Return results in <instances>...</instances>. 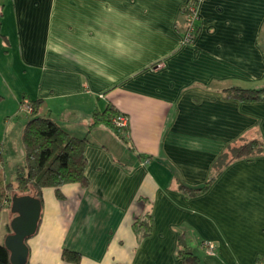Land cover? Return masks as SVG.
Here are the masks:
<instances>
[{
  "label": "crops",
  "instance_id": "1",
  "mask_svg": "<svg viewBox=\"0 0 264 264\" xmlns=\"http://www.w3.org/2000/svg\"><path fill=\"white\" fill-rule=\"evenodd\" d=\"M187 1L0 0L6 182L16 177L7 164L25 162L24 102L41 99L39 115L88 140L89 184H64L62 199L43 189L29 264H183L180 233L202 264H264V99L228 90L264 88V0H201L184 43ZM109 106L128 116L125 138L93 123ZM252 139L260 153L229 161L203 191L187 189L216 175L230 145ZM13 217L0 210L2 244ZM64 248L80 260L65 261Z\"/></svg>",
  "mask_w": 264,
  "mask_h": 264
},
{
  "label": "trees",
  "instance_id": "2",
  "mask_svg": "<svg viewBox=\"0 0 264 264\" xmlns=\"http://www.w3.org/2000/svg\"><path fill=\"white\" fill-rule=\"evenodd\" d=\"M228 90L231 95L244 100L264 99V88L232 86ZM41 101V99L30 100L29 105L32 112L25 110L32 117L24 126L21 135L25 162L18 166L15 180L6 182L5 174L0 171V210L6 206L10 207L11 197L14 193L32 194L41 200L43 206V189L45 187H53L57 197L62 199L64 194L61 187L64 184L78 182L84 187L89 184L86 176L87 160L85 155L87 137H77L52 118L39 115ZM114 115H116V110L109 106L100 115L95 113L93 123L105 121L116 128L120 137L125 138L119 132L122 128L116 127L112 122ZM261 149L262 143L257 139L230 145L215 164L216 175L212 176L206 184L187 189L190 191L205 190L229 161L260 153ZM229 152L232 153L231 156H228ZM144 224L142 221L139 223L136 221V231L140 232L138 226L141 227ZM148 232L149 227L145 226L142 233L147 234ZM80 257L81 254L75 250L64 249L62 253V258L68 262H78ZM176 257L181 259L183 264H202L201 256L194 251L182 233L178 238ZM0 264H11L10 252L2 243H0Z\"/></svg>",
  "mask_w": 264,
  "mask_h": 264
},
{
  "label": "water",
  "instance_id": "3",
  "mask_svg": "<svg viewBox=\"0 0 264 264\" xmlns=\"http://www.w3.org/2000/svg\"><path fill=\"white\" fill-rule=\"evenodd\" d=\"M11 232L6 235L4 245L10 252L11 264H27L29 246L27 239L38 229L42 213L41 200L32 194L14 193L11 197Z\"/></svg>",
  "mask_w": 264,
  "mask_h": 264
},
{
  "label": "built area",
  "instance_id": "4",
  "mask_svg": "<svg viewBox=\"0 0 264 264\" xmlns=\"http://www.w3.org/2000/svg\"><path fill=\"white\" fill-rule=\"evenodd\" d=\"M201 0H188L185 4H184V10L188 13V26L184 32V36H183V42H190L193 39L194 36V32L196 30V20L199 17V13H198V4ZM159 67L161 66V64L158 65ZM23 109L26 110L27 112H31L32 108L29 105V102L26 101L23 103ZM113 124L118 127V128H127L129 125V118L127 115L123 114V113H118L116 114L113 119H112ZM203 245L207 248L209 253H213L214 249H215V244L214 242L210 241V240H205L203 242Z\"/></svg>",
  "mask_w": 264,
  "mask_h": 264
},
{
  "label": "rangeland",
  "instance_id": "5",
  "mask_svg": "<svg viewBox=\"0 0 264 264\" xmlns=\"http://www.w3.org/2000/svg\"><path fill=\"white\" fill-rule=\"evenodd\" d=\"M32 112V111H31ZM2 152H3V149L0 147V155L2 154ZM232 155V153L231 152H229L228 153V156H231ZM17 161L19 162L20 161V158L19 157H17ZM17 161H15V162H17ZM22 161H24V160H22ZM18 162H17V164H18ZM21 163V164H20ZM19 164L20 165H23V162H20ZM20 165H18V166H20ZM18 166L16 167V168H13V170H11V164L10 163H8L7 164V166H6V169H7V171H9V174H11V172L13 173L12 174V177H13V175H15V171H16V169L18 168ZM15 180V179H14ZM7 202H9V201H7ZM30 238H28L27 240H29ZM64 249H68V248H64ZM69 250H71V249H69ZM64 251V250H63Z\"/></svg>",
  "mask_w": 264,
  "mask_h": 264
}]
</instances>
